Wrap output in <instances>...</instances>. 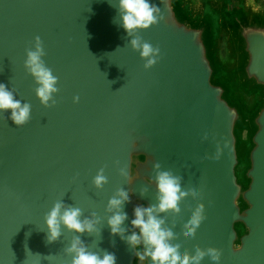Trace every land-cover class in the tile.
<instances>
[{
	"label": "water",
	"instance_id": "95a60500",
	"mask_svg": "<svg viewBox=\"0 0 264 264\" xmlns=\"http://www.w3.org/2000/svg\"><path fill=\"white\" fill-rule=\"evenodd\" d=\"M150 3L158 22L129 35L117 0H0V82L31 106L21 126L0 112V264H71L74 237L114 253L115 264H152L126 237L138 231L134 207L158 202L159 171L187 192L179 212L156 214L183 251L214 247L218 264H264V3ZM35 36L57 77L47 107L23 65ZM134 38L158 49L155 63L145 66ZM120 189L129 194L124 231L112 234L108 201ZM57 202L79 208L95 230L61 224L49 243L45 216ZM199 264L216 262L205 254Z\"/></svg>",
	"mask_w": 264,
	"mask_h": 264
},
{
	"label": "clouds",
	"instance_id": "9594fccd",
	"mask_svg": "<svg viewBox=\"0 0 264 264\" xmlns=\"http://www.w3.org/2000/svg\"><path fill=\"white\" fill-rule=\"evenodd\" d=\"M119 20L121 27L131 35L137 29H145L158 22L159 7L150 3V0H117ZM162 18V17H159ZM133 50H138L142 58H148L146 67L155 63L154 49L147 42L141 43L139 38L131 40ZM45 55L42 42L39 36L33 38V46L25 50L23 61L24 68L33 77L38 85L35 94L41 104L46 107L52 100V94L57 92V77L52 70L45 66L42 57ZM79 97L73 96V102H78ZM54 103V101H53ZM31 106L28 103H21L14 97V93L6 85L0 82V112L8 111L9 119L17 125L25 124L30 116ZM227 147V142H225ZM219 155V150L217 157ZM159 163L154 168H159ZM106 178L102 175V169L93 178V184L100 187ZM156 187L158 191L157 203L148 207L136 206L133 209L134 218L130 224L138 229L126 237L127 242L133 246L136 257L145 261L150 258L152 264H199V261L207 254L216 264L220 260V253L214 247L206 250L199 247L193 255H189L180 247V243L173 242L174 233L171 228L161 227L164 224L163 218L156 215L165 211H180V200L187 195L181 189L179 176H174L169 171H159L156 176ZM129 194L123 189L117 191L116 196L108 201V210L115 209L108 218V225L112 234H121L124 229L120 227L126 219V213L120 211L123 203L127 202ZM63 208V211L61 210ZM81 210L79 208H65L61 202L55 203L45 216L47 227L46 239L49 243L55 241L60 235V225L63 224L70 230L76 232H93L96 221L85 218L80 220ZM203 219V205H198L192 215L187 219L185 231L189 236L195 234ZM143 244V251L140 245ZM65 252L72 254L71 264H115V254L105 251L103 255L90 252L83 245L79 237H74Z\"/></svg>",
	"mask_w": 264,
	"mask_h": 264
},
{
	"label": "rangeland",
	"instance_id": "374dc122",
	"mask_svg": "<svg viewBox=\"0 0 264 264\" xmlns=\"http://www.w3.org/2000/svg\"><path fill=\"white\" fill-rule=\"evenodd\" d=\"M258 3L263 4L264 0H256Z\"/></svg>",
	"mask_w": 264,
	"mask_h": 264
}]
</instances>
